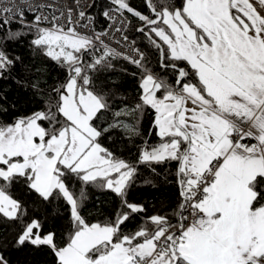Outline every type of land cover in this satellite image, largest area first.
I'll use <instances>...</instances> for the list:
<instances>
[{
    "label": "snow or ice",
    "instance_id": "6c2138e0",
    "mask_svg": "<svg viewBox=\"0 0 264 264\" xmlns=\"http://www.w3.org/2000/svg\"><path fill=\"white\" fill-rule=\"evenodd\" d=\"M0 264H264V0H0Z\"/></svg>",
    "mask_w": 264,
    "mask_h": 264
},
{
    "label": "trees",
    "instance_id": "16d2710c",
    "mask_svg": "<svg viewBox=\"0 0 264 264\" xmlns=\"http://www.w3.org/2000/svg\"><path fill=\"white\" fill-rule=\"evenodd\" d=\"M133 2H135V0H133Z\"/></svg>",
    "mask_w": 264,
    "mask_h": 264
}]
</instances>
